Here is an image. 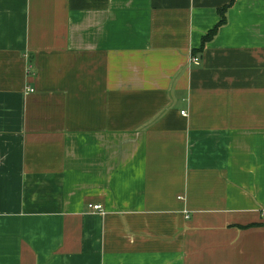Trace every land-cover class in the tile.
Listing matches in <instances>:
<instances>
[{
	"label": "crops",
	"instance_id": "crops-1",
	"mask_svg": "<svg viewBox=\"0 0 264 264\" xmlns=\"http://www.w3.org/2000/svg\"><path fill=\"white\" fill-rule=\"evenodd\" d=\"M231 2L0 0V264H264V0Z\"/></svg>",
	"mask_w": 264,
	"mask_h": 264
},
{
	"label": "trees",
	"instance_id": "trees-1",
	"mask_svg": "<svg viewBox=\"0 0 264 264\" xmlns=\"http://www.w3.org/2000/svg\"><path fill=\"white\" fill-rule=\"evenodd\" d=\"M233 2H234V0H232L231 4ZM227 8H228V6L223 7V8H221L219 10V13H220L221 18L218 21V23L212 29H210L209 31H207V33L202 37V43H201V47H200L199 50H203V48L205 47V45L215 37V35H216L218 29L220 28V26H222L223 24L226 23L225 12L227 11Z\"/></svg>",
	"mask_w": 264,
	"mask_h": 264
},
{
	"label": "built area",
	"instance_id": "built-area-1",
	"mask_svg": "<svg viewBox=\"0 0 264 264\" xmlns=\"http://www.w3.org/2000/svg\"><path fill=\"white\" fill-rule=\"evenodd\" d=\"M182 113L184 114V111H182ZM89 207L92 208V210L103 212V207L101 204H89ZM261 216L264 218V210L261 211Z\"/></svg>",
	"mask_w": 264,
	"mask_h": 264
}]
</instances>
